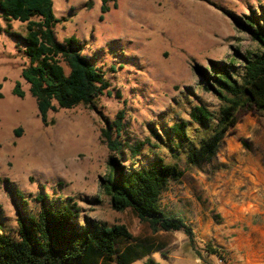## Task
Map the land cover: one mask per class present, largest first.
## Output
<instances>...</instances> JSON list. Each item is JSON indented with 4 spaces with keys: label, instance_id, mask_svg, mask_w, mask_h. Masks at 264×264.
Segmentation results:
<instances>
[{
    "label": "rangeland",
    "instance_id": "obj_1",
    "mask_svg": "<svg viewBox=\"0 0 264 264\" xmlns=\"http://www.w3.org/2000/svg\"><path fill=\"white\" fill-rule=\"evenodd\" d=\"M106 5L103 12L102 0H52L56 40L74 36L81 54L102 69L110 94L91 105L49 110L46 122L21 76L28 65L24 24L0 12V224L13 233L18 213H36L45 196L48 203L75 204L80 222L87 217L124 224L134 236L165 243L149 255L159 264H206L213 252L207 247L233 258L255 249L264 256V113L255 107L235 112L211 161L193 164L183 150L152 148L183 172L166 183L159 204L191 227L192 243L182 230L152 232L129 209L114 210L100 187L111 155L101 128L111 126L114 134L122 111V141H157L153 133L162 135L163 127L188 119L191 105L216 109L217 99L200 85H211V67L229 61L237 66L241 56L259 52L245 20L255 15L264 24V0H107ZM17 82L23 96L12 93ZM147 150L144 146L142 153ZM128 157L126 151L117 163L131 166Z\"/></svg>",
    "mask_w": 264,
    "mask_h": 264
},
{
    "label": "trees",
    "instance_id": "obj_2",
    "mask_svg": "<svg viewBox=\"0 0 264 264\" xmlns=\"http://www.w3.org/2000/svg\"><path fill=\"white\" fill-rule=\"evenodd\" d=\"M106 1L102 0L103 12L108 9ZM0 12L6 20L24 24L22 40L28 65L21 76L29 85L42 122H46L49 110L91 105L99 95L110 94L102 69L81 54L77 39L69 36L63 42L56 40L53 27L58 19L53 14L52 0H0ZM259 19L251 15L245 20L259 52L241 56L237 66L229 61L211 67V85H200L215 96L216 109L201 103L191 105L188 119L163 127L162 135L153 133L157 141L146 139L134 144L122 141V111L113 122L114 134L111 126L101 128V140L111 155L100 187L111 208L129 209L152 232L182 230L193 242L191 227L184 219L166 213L159 204L166 183L178 180L183 172L152 148L162 144L171 152L183 150L187 161L193 164L211 161L225 132L234 124L239 108L255 107L264 113V24L260 25ZM206 80L209 82L207 77ZM12 93L23 96L18 82ZM192 130L193 135L189 133ZM144 146L148 149L145 154ZM126 151L132 164L129 167L118 164L116 159ZM40 201L36 213H18L13 233L0 224V264H134L143 257L141 264H159L149 255L166 246L165 243L134 236L124 224L108 226L87 217L80 222L79 208L73 203H48L45 196H40Z\"/></svg>",
    "mask_w": 264,
    "mask_h": 264
},
{
    "label": "built area",
    "instance_id": "obj_3",
    "mask_svg": "<svg viewBox=\"0 0 264 264\" xmlns=\"http://www.w3.org/2000/svg\"><path fill=\"white\" fill-rule=\"evenodd\" d=\"M209 257L211 261H208L206 264H264V258L248 259L242 254L237 258H233L220 249H215Z\"/></svg>",
    "mask_w": 264,
    "mask_h": 264
},
{
    "label": "crops",
    "instance_id": "obj_4",
    "mask_svg": "<svg viewBox=\"0 0 264 264\" xmlns=\"http://www.w3.org/2000/svg\"><path fill=\"white\" fill-rule=\"evenodd\" d=\"M245 258H248V259H258V258H264V256H262L261 254V250L259 251L258 249H255L251 255H246L244 254L243 255Z\"/></svg>",
    "mask_w": 264,
    "mask_h": 264
}]
</instances>
